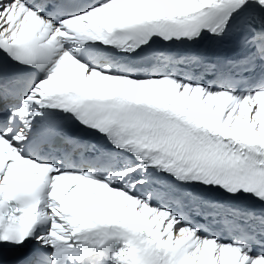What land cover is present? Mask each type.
Masks as SVG:
<instances>
[{
    "label": "snow or ice",
    "instance_id": "6c2138e0",
    "mask_svg": "<svg viewBox=\"0 0 264 264\" xmlns=\"http://www.w3.org/2000/svg\"><path fill=\"white\" fill-rule=\"evenodd\" d=\"M0 264H264V0H0Z\"/></svg>",
    "mask_w": 264,
    "mask_h": 264
}]
</instances>
